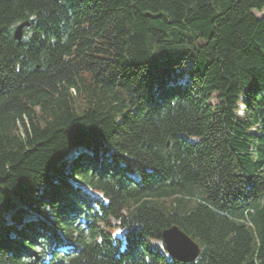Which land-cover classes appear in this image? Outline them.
<instances>
[{
  "label": "trees",
  "instance_id": "1",
  "mask_svg": "<svg viewBox=\"0 0 264 264\" xmlns=\"http://www.w3.org/2000/svg\"><path fill=\"white\" fill-rule=\"evenodd\" d=\"M0 264H264V0H0Z\"/></svg>",
  "mask_w": 264,
  "mask_h": 264
},
{
  "label": "water",
  "instance_id": "2",
  "mask_svg": "<svg viewBox=\"0 0 264 264\" xmlns=\"http://www.w3.org/2000/svg\"><path fill=\"white\" fill-rule=\"evenodd\" d=\"M28 26V23L19 24L14 32L15 39H20L22 27ZM162 241L166 253L175 259L183 262L194 261L199 253L200 247L185 234L179 227L173 225L162 232Z\"/></svg>",
  "mask_w": 264,
  "mask_h": 264
},
{
  "label": "rangeland",
  "instance_id": "3",
  "mask_svg": "<svg viewBox=\"0 0 264 264\" xmlns=\"http://www.w3.org/2000/svg\"><path fill=\"white\" fill-rule=\"evenodd\" d=\"M262 13L263 12H257V11H254V14L257 16V17H261V15H262ZM86 189V188H85ZM84 189V190H85ZM86 191H88L87 189H86ZM94 208H96V206H94ZM34 220V219H33ZM117 232H119V230H117ZM156 244V246H158L159 244L158 243H155Z\"/></svg>",
  "mask_w": 264,
  "mask_h": 264
}]
</instances>
